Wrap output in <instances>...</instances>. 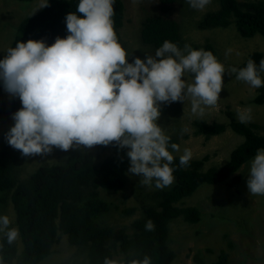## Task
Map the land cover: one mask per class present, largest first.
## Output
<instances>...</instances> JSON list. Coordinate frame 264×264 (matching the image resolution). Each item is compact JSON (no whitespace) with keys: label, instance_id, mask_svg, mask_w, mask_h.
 Segmentation results:
<instances>
[{"label":"clouds","instance_id":"obj_1","mask_svg":"<svg viewBox=\"0 0 264 264\" xmlns=\"http://www.w3.org/2000/svg\"><path fill=\"white\" fill-rule=\"evenodd\" d=\"M186 2L191 8L203 11L212 0ZM114 3L115 0H79L76 12L66 14L68 35L65 38L57 36L51 45L43 39L18 41L15 47L9 46L0 52L3 57L0 58V81L4 91L10 97H18L22 104L11 115L14 125L10 129L4 125V138L11 146L5 149L16 155L18 169L20 157L15 149L24 157H32L47 156L56 152L54 148L67 152L114 143L119 149H128V173L139 175V183L149 188L154 185L159 192L170 185L173 187V153L181 151L157 123L161 105L189 100L193 115L202 117L206 108L217 105L226 69L211 51L193 49L190 44L180 48L168 40L154 55H146L145 59L135 57L129 62L132 54L119 43L114 30ZM48 4L49 0L41 3L34 13ZM231 51L228 49L226 55ZM241 64L227 72L252 88L264 86V58L258 65L253 59L239 68ZM237 117L241 123L251 122L250 109L238 110ZM81 151L93 154L90 150ZM192 156L191 149L184 148L179 166H188ZM94 157L100 165L102 161ZM65 163L66 160L53 165ZM249 165L248 191L252 195H264V148L257 149ZM185 198L174 205L188 207L182 205ZM10 224L7 215H0V234L8 244L20 236L19 229ZM154 228L149 219L145 229L153 231ZM18 242L21 243V238ZM103 264L152 262L145 255L143 259L130 261L105 257Z\"/></svg>","mask_w":264,"mask_h":264},{"label":"trees","instance_id":"obj_2","mask_svg":"<svg viewBox=\"0 0 264 264\" xmlns=\"http://www.w3.org/2000/svg\"><path fill=\"white\" fill-rule=\"evenodd\" d=\"M78 3L79 0H49L47 7L21 21L10 47H15L18 41L26 43L29 39H43L51 45L57 36L65 38L68 35L66 14L76 12ZM157 3L162 14L172 12L175 4L181 5L179 21L182 23L164 16L147 18L141 30L140 45L157 49L165 40L176 43L180 48L190 44L184 40L181 33V30L186 28L185 13L189 15V12L192 27L198 25V29H201L235 25L234 29L242 37L259 34L264 38L262 0L258 2L254 0L243 6L238 0H212L203 11L191 8L186 0H157ZM114 12V30L119 43L124 47L121 42L122 32L118 30L123 26L124 20L122 0H115ZM125 43L129 44L127 41ZM191 46L217 54L211 43H207L206 46L193 44ZM262 58L263 52H254L239 68L245 67L248 59H253L258 65ZM254 102L258 105L264 104V86L258 88ZM21 107L18 97H11L0 106V119L9 129L14 125L11 115ZM226 113L229 118L228 124L196 123V134L202 133L209 138L230 128L243 136V142L231 153L227 163L204 172L205 160L192 158L188 166L180 167L179 156H175L172 165L175 168L173 187L170 185L159 192L140 191L141 195L138 193L140 207L124 210V214H134L139 209L141 211V216L132 223L130 235L126 234L123 227L118 228L111 223L113 208L117 206L101 197L103 190L112 193L123 190L126 186L130 167L126 148L119 149L114 143L111 144L114 150L109 155L97 154L102 161L100 165L96 163L94 155L87 151L74 149L65 152L54 148L53 151L64 154L66 163L42 167L26 177H22L17 171L16 155L7 149L0 151V206L6 203L13 205L22 244V249H19L17 240L8 244L6 237L1 236L0 260L7 264H38L50 257L53 246L67 235L70 244L84 250L81 256L74 260L78 262L77 264H103L105 257L114 258L115 253H121L128 261L143 259L147 255L151 258L152 264H171L176 258V252L171 249L169 243L170 224L180 218L196 225L203 223V216L197 207H179L174 204L193 194L202 185L213 186L230 178L233 184H240L242 178L236 173L254 158L257 149L264 148V135L255 131L256 128L264 131V125L241 123L236 118L235 111L228 110ZM111 145L95 146L105 152L103 149H108ZM146 199H154L157 203L148 204ZM213 203L218 206L219 212L225 205L224 193L216 197ZM149 219L155 225L153 231L145 229ZM244 222L243 217L238 224L244 227ZM231 230L232 228L227 232L226 239L230 244V250H233L236 242L231 238ZM219 253L216 264H230V255L226 249H221ZM82 256H85L83 261L80 260ZM193 260L195 264H206L205 257L200 253H195ZM62 264L73 263L67 260Z\"/></svg>","mask_w":264,"mask_h":264},{"label":"rangeland","instance_id":"obj_3","mask_svg":"<svg viewBox=\"0 0 264 264\" xmlns=\"http://www.w3.org/2000/svg\"><path fill=\"white\" fill-rule=\"evenodd\" d=\"M124 4V26L121 29L124 46L129 55L128 61L132 62L135 57L145 59L146 55H154L156 49L146 45H140L141 30L143 23L151 16H164L177 19L181 16V5L175 4L172 12L162 14L159 11L160 6L157 0H122ZM254 0H239L240 4L249 3ZM47 0H0V52L9 48L11 40L14 39L15 27H18L21 21L30 15ZM258 2V0H256ZM40 10V9H39ZM37 10L35 13H37ZM34 13V14H35ZM185 13V19L190 23V16ZM182 23V22H181ZM186 23V22H185ZM184 40L189 41L190 45L206 46L211 43L217 50V59L221 62L226 72L223 74V87L219 94V100L215 107L205 109L202 117L195 116L191 112V103L173 102L171 104L161 105V115L157 121L163 126L165 133L171 137V142H176L181 151L173 153L175 156L183 154L184 148L191 149L193 159L205 160L204 170L212 167H221L230 159V155L242 142L243 137L227 129L224 133L206 137L202 133L196 134V122L207 124L229 123L226 112L228 110L237 112L250 109L252 117L248 125L256 123L264 125V104H255L254 99L258 93V88H252L248 84L236 80L235 74L230 75L227 70L237 67L247 57L254 52L264 53V38L259 34L253 37H242L235 29L221 31V29L198 30L186 28L181 30ZM129 42L127 45L125 42ZM193 49L197 47L192 46ZM231 49V53L226 55V51ZM198 50V49H197ZM0 58H3L0 56ZM190 79V77H189ZM9 98V94L4 91L3 83L0 81V106ZM195 121V123H194ZM3 122V121H2ZM0 121V150L11 147L5 140V123ZM255 131L264 135V131L256 128ZM111 145V144H109ZM80 150H90L96 157L100 153L109 155L110 150L97 149L93 146L90 149L80 148ZM128 151V149H127ZM15 152L20 157L18 173L22 177L30 175L43 165H53L55 163H64V154L53 152L47 156L24 157L19 150ZM96 153V154H95ZM98 161L100 159L97 157ZM249 162L243 165L236 175L240 176L241 182L238 185L228 181L210 185L200 186L191 196L184 199L183 206L197 207L202 216L203 223L191 224L181 219L175 220L170 224L169 243L173 251L176 252V258L171 264H195L193 256L200 253L205 257L206 264H216L221 249H226L230 255V264H264V195H252L247 188V175L249 173ZM139 175L128 174L127 183L123 190L107 193L101 192V197L115 204L113 208L111 223L118 228L125 230L126 234L132 233V223L141 216L139 209L134 214H124L125 209L139 208L138 193H149L148 190L157 192L154 186L149 188L142 185ZM224 193L225 205L218 212V206L213 200ZM141 195V194H140ZM152 195V194H151ZM153 196V195H152ZM146 203H157L154 199H146ZM0 210V215H7L11 224L10 227L18 228L16 225L15 211L11 203H6ZM3 210V212H2ZM232 210V211H228ZM245 219L242 227L238 222ZM236 220L237 222L233 221ZM232 222V223H231ZM231 232V238L236 242L233 250H230V244L227 242V232ZM2 234H0L1 236ZM20 240V236L17 238ZM22 248L19 243V249ZM80 247L68 242V236L64 235L59 243L53 246V253L50 257L41 261L39 264H62L67 260L77 264V260L82 252ZM123 258L121 253H115L114 258ZM82 256L80 260H84ZM3 262V261H2ZM3 264H7L4 263Z\"/></svg>","mask_w":264,"mask_h":264},{"label":"water","instance_id":"obj_4","mask_svg":"<svg viewBox=\"0 0 264 264\" xmlns=\"http://www.w3.org/2000/svg\"><path fill=\"white\" fill-rule=\"evenodd\" d=\"M184 12H189V11H184ZM190 13V12H189ZM184 18V17H183ZM186 24L190 27V28H199L198 25H194L193 27L191 26V24L184 18ZM195 20V18H194ZM197 20V19H196ZM212 29H221V31H229L231 30V28H229L228 26L226 27H211V28H202V29H198V30H203V31H206V30H212ZM39 264V263H38Z\"/></svg>","mask_w":264,"mask_h":264},{"label":"bare ground","instance_id":"obj_5","mask_svg":"<svg viewBox=\"0 0 264 264\" xmlns=\"http://www.w3.org/2000/svg\"><path fill=\"white\" fill-rule=\"evenodd\" d=\"M40 10H41V9H40ZM40 10H39V11H40ZM39 11H38V12H39ZM3 150H5V149H3Z\"/></svg>","mask_w":264,"mask_h":264}]
</instances>
